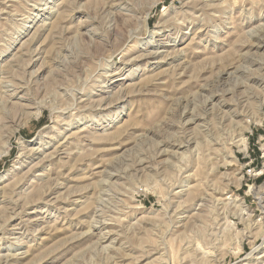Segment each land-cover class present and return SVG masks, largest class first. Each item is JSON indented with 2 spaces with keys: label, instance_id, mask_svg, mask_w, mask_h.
Returning a JSON list of instances; mask_svg holds the SVG:
<instances>
[{
  "label": "rangeland",
  "instance_id": "374dc122",
  "mask_svg": "<svg viewBox=\"0 0 264 264\" xmlns=\"http://www.w3.org/2000/svg\"><path fill=\"white\" fill-rule=\"evenodd\" d=\"M0 264H264V0H0Z\"/></svg>",
  "mask_w": 264,
  "mask_h": 264
},
{
  "label": "bare ground",
  "instance_id": "6f19581e",
  "mask_svg": "<svg viewBox=\"0 0 264 264\" xmlns=\"http://www.w3.org/2000/svg\"><path fill=\"white\" fill-rule=\"evenodd\" d=\"M115 1V0H114ZM111 7V6H110ZM107 9V8H106ZM253 47H254V45H253ZM255 47L256 48H260L261 46L260 45H255ZM263 47V46H262ZM24 98V97H23ZM206 134V133H205ZM240 141H242L243 143L245 142V139H242V140H240ZM214 143V142H213ZM244 145V144H243ZM236 201H234V203H235ZM238 206V205H237ZM242 206V205H241ZM97 224V223H96Z\"/></svg>",
  "mask_w": 264,
  "mask_h": 264
}]
</instances>
